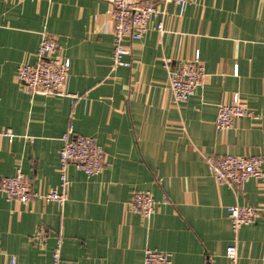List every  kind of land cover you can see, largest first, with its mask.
Here are the masks:
<instances>
[{"label":"crops","instance_id":"1","mask_svg":"<svg viewBox=\"0 0 264 264\" xmlns=\"http://www.w3.org/2000/svg\"><path fill=\"white\" fill-rule=\"evenodd\" d=\"M156 3V1H155ZM140 41H126L129 66L113 65L111 7L102 0H0V179L21 169L34 192L59 189L63 134L93 137L106 152L103 171L68 167L64 205L8 199L0 188V264H143L145 251L172 264H264V184L219 183L208 157L259 155L264 171V0H195L183 14L160 4ZM163 22L164 31L158 24ZM49 33L70 59L71 96H31L17 80ZM199 51L207 77L185 102L170 90V72ZM238 94L252 117L228 131L218 107ZM136 191L158 202L147 219L133 212ZM259 209L234 232L228 207Z\"/></svg>","mask_w":264,"mask_h":264},{"label":"built area","instance_id":"2","mask_svg":"<svg viewBox=\"0 0 264 264\" xmlns=\"http://www.w3.org/2000/svg\"><path fill=\"white\" fill-rule=\"evenodd\" d=\"M111 7V17L114 25V55L113 65L129 66L125 57L131 51L126 41H140L149 29L150 21L160 14L156 3L174 4L183 14L187 7L195 0H102ZM156 1V3H155ZM160 32L164 31L163 22L157 26ZM61 45L58 40L45 33L34 63L22 64L17 72V80L23 85L25 92L31 96H71L65 89L71 61L60 56ZM206 69L201 61L199 51L194 58L181 63L179 67L170 72V90L177 102L188 101L198 89L206 85ZM253 113L248 105L236 94L230 104H221L218 107L216 126L219 131H228L236 119L252 117ZM17 135L13 129H0V139L13 140ZM62 146L59 153L60 177L59 189L43 193L34 192L21 169L12 177H2L0 188L6 193L8 199L28 203L32 199H41L46 202H55L64 205L68 200V167L74 165L78 170L88 176H95L103 171L106 152L93 137L74 136L69 128L61 138ZM211 173L219 183H231L238 187L255 179L264 184L263 158L259 155H226L217 159H207ZM157 200L151 192L136 191L130 201L133 212L150 219L156 213ZM228 213L234 232L245 225L252 224L259 215V209L250 205H233L228 207ZM227 257L232 264H238L239 254L237 244L227 248ZM61 240H58L54 249L52 264H60ZM12 258L11 264H16ZM171 254L156 249L145 251L143 264H172Z\"/></svg>","mask_w":264,"mask_h":264}]
</instances>
